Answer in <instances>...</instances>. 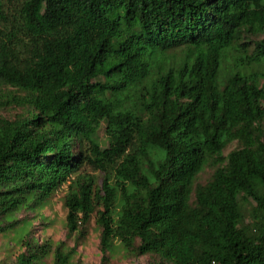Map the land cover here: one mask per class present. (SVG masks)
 Instances as JSON below:
<instances>
[{
  "label": "trees",
  "instance_id": "trees-1",
  "mask_svg": "<svg viewBox=\"0 0 264 264\" xmlns=\"http://www.w3.org/2000/svg\"><path fill=\"white\" fill-rule=\"evenodd\" d=\"M247 31L264 0H0V110L18 109L0 116V234L64 180L66 235L95 214L98 264L114 240L154 264H264V37L232 54ZM26 225L11 264H80Z\"/></svg>",
  "mask_w": 264,
  "mask_h": 264
},
{
  "label": "rangeland",
  "instance_id": "rangeland-1",
  "mask_svg": "<svg viewBox=\"0 0 264 264\" xmlns=\"http://www.w3.org/2000/svg\"><path fill=\"white\" fill-rule=\"evenodd\" d=\"M264 37L263 33H253L250 31L243 32L239 41L240 52L232 51L233 56L238 53L242 56L252 54L255 42L261 40ZM238 47L237 45L235 48ZM182 52L179 49L169 52L170 56L181 55ZM18 109L14 107H7L0 110V116L12 118ZM264 124V123H263ZM103 133L100 132V135ZM238 147V143L233 141L229 143L223 150V154L226 155L232 149ZM215 166L212 163H207L202 170L197 174L194 185L196 186L205 184L212 176ZM88 172L95 174L100 180V173L87 170ZM67 189V181H61L60 188L47 200L45 205L39 210H31L23 208L17 211L14 215L15 219L19 220V223L15 228L0 234V264H11L14 262L16 254H18L23 248L18 242V238L23 234L20 230H26V222H29L30 235L40 240L49 239L55 244L56 242L63 240L70 246H74V254L72 257V263L79 262L80 264H98L101 261L103 254L99 249V237L100 228L95 222V214L92 215L90 221L83 229L79 230L77 234H73L71 237L66 235L65 226V214L66 209L63 205V196ZM100 209V207H98ZM242 209L244 213H247L250 209V202L242 201ZM241 225L242 222L240 221ZM158 261L155 255L144 254L135 256L129 252H126L121 244L114 240L113 250L110 253H106L107 264H154ZM43 264H51V256L47 257Z\"/></svg>",
  "mask_w": 264,
  "mask_h": 264
}]
</instances>
